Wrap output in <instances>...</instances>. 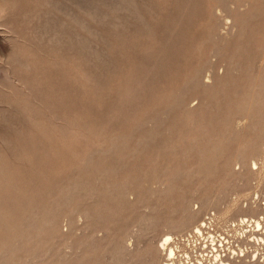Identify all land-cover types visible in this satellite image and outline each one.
<instances>
[{
    "label": "rangeland",
    "instance_id": "374dc122",
    "mask_svg": "<svg viewBox=\"0 0 264 264\" xmlns=\"http://www.w3.org/2000/svg\"><path fill=\"white\" fill-rule=\"evenodd\" d=\"M263 216L264 0H0V264H162Z\"/></svg>",
    "mask_w": 264,
    "mask_h": 264
},
{
    "label": "built area",
    "instance_id": "2783aa9c",
    "mask_svg": "<svg viewBox=\"0 0 264 264\" xmlns=\"http://www.w3.org/2000/svg\"><path fill=\"white\" fill-rule=\"evenodd\" d=\"M206 220H207V222H209V220H212V223H214L212 218H210V219L208 218ZM244 225L249 227L250 223H245ZM247 229H249V228H247ZM210 230L212 231L211 236H214V238H215L214 239L215 242H214L213 246L211 248H206V250L204 252L196 251L193 248V254H191L192 259L189 262L186 260L184 248H183V250H181L182 248H180V250L177 251V258H176L177 264H217L218 260H217V258H215V255L218 253L221 254V257H229L231 255H235V256L237 255L234 259L231 257H229V259L234 264H242L243 263L242 256L245 253L249 254L250 249H251V247L249 249V248H246V246H250L254 242L252 237L250 235H248L251 230L249 229L248 230L249 232L246 230L247 233L245 231V234L240 235V236L236 235V237L233 233H229L225 229L218 228L215 225H213V227H211ZM220 230H222V231H220ZM230 232H233V231H230ZM257 233L264 235L263 230H259ZM185 238L191 239V237H185ZM185 238L182 237L181 239H185ZM248 238H250V239H248ZM236 239L238 241H235ZM219 240H222V241H219ZM228 242H233V245L231 248H229L227 246ZM188 243L189 242H187L186 244H188ZM244 243H247V244H244ZM191 247H193L192 243H191ZM239 247L241 249H243V251ZM263 247H264V244H263ZM263 247H261V246L258 247V253H256L255 256L252 255L251 261H250L251 263L260 264V262L262 261V260H260V258L264 257V253L260 252L259 249L260 248L262 249ZM233 248L235 251L231 250ZM216 251H218V252L216 253ZM260 254H261V257H259Z\"/></svg>",
    "mask_w": 264,
    "mask_h": 264
},
{
    "label": "bare ground",
    "instance_id": "6f19581e",
    "mask_svg": "<svg viewBox=\"0 0 264 264\" xmlns=\"http://www.w3.org/2000/svg\"><path fill=\"white\" fill-rule=\"evenodd\" d=\"M197 215V214H196ZM214 216V215H213ZM196 216H194V218L190 219L188 222H186L187 224H183V225H189L191 224L194 220H195ZM242 220H245V219H242ZM262 220V221H261ZM242 222V221H241ZM244 222V221H243ZM245 223H250L249 227H245V228H258V229H263L264 228V216L260 219H255L254 222H250V221H245L243 223V225ZM202 225L201 226H195L192 230V233L193 235L191 236V239H187V242H189L188 244L184 243V247H180L177 242H175L174 238L167 234L165 235V237L163 238V243H162V249L165 250L167 253H166V262L165 263H162V264H176V258H177V251L180 250V248H182L181 250H185V257H186V260L189 262L192 257H191V254H193V248L196 250V251H199V252H204L206 250V248H211L214 244V236H211V233L207 230H204L202 228ZM204 226V225H203ZM210 227H213L211 226V224H209ZM182 227V226H181ZM180 227V229H181ZM205 227V226H204ZM239 227V226H238ZM179 229V230H180ZM235 229V228H234ZM237 229V228H236ZM235 229V230H236ZM233 230V228H232ZM234 231V230H233ZM255 232V231H254ZM255 234V233H253ZM183 238L185 236L181 235ZM250 236H253V235H250ZM256 238H252L253 239V244L254 243H258V246L264 244V240L263 239H259L258 238V235L255 236ZM179 238V237H178ZM211 238V240H210ZM214 238V239H213ZM224 238V237H223ZM178 240V239H177ZM181 240V239H180ZM208 240V241H207ZM186 241V240H185ZM184 241V242H185ZM219 241H222V240H219ZM210 242V243H209ZM191 243L193 244V247H191ZM169 244V245H168ZM198 244H200V246H198ZM180 247H178V246ZM233 245V242H228V247L231 248ZM178 248V249H177ZM231 250H234V249H231ZM235 251V250H234ZM218 251H216L217 253ZM215 253V252H214ZM256 253H258V248L255 249V251H252V254L255 256ZM237 254V253H236ZM247 254V253H245ZM237 256V255H236ZM235 255H231L229 257L231 258H235L236 257ZM229 257H221V254L218 253L215 255V258H217L218 260V263L217 264H234L230 259ZM252 255L249 257L251 258ZM257 257V256H256ZM261 257V254L260 256ZM243 259L246 258V255H244V257H242ZM264 258V257H263ZM200 261V260H199ZM249 264H256V263H249ZM260 264H264V261L263 262H260Z\"/></svg>",
    "mask_w": 264,
    "mask_h": 264
}]
</instances>
